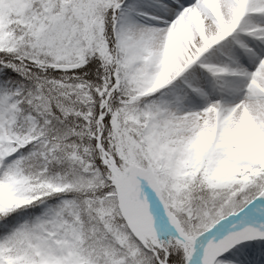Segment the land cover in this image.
Listing matches in <instances>:
<instances>
[{
  "label": "snow or ice",
  "instance_id": "1",
  "mask_svg": "<svg viewBox=\"0 0 264 264\" xmlns=\"http://www.w3.org/2000/svg\"><path fill=\"white\" fill-rule=\"evenodd\" d=\"M0 264H264V0H0Z\"/></svg>",
  "mask_w": 264,
  "mask_h": 264
}]
</instances>
